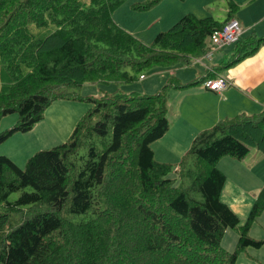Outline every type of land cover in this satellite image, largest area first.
<instances>
[{"label": "trees", "instance_id": "trees-1", "mask_svg": "<svg viewBox=\"0 0 264 264\" xmlns=\"http://www.w3.org/2000/svg\"><path fill=\"white\" fill-rule=\"evenodd\" d=\"M126 1L0 0V123L18 115L0 131V147L32 131L56 101L92 105L68 141L36 153L25 168L0 155V264H238L242 253L264 247L250 234L264 213V188L242 223L222 199L227 176L219 169L224 158L264 153V111L201 131L178 166L157 161L152 149L170 130L168 90L215 78L255 55L264 37H244L215 73L186 85L173 78L155 95L78 96L71 90L86 84L135 83L137 73L204 59L213 33L239 10L230 1L224 22L187 14L148 44L115 22ZM173 172L191 186L177 185ZM231 229L239 238L228 251Z\"/></svg>", "mask_w": 264, "mask_h": 264}, {"label": "crops", "instance_id": "crops-1", "mask_svg": "<svg viewBox=\"0 0 264 264\" xmlns=\"http://www.w3.org/2000/svg\"><path fill=\"white\" fill-rule=\"evenodd\" d=\"M184 1H188V5L174 0L173 5L168 7L166 26H170L186 13L199 17V12L209 13L206 9L222 0ZM232 1L239 6L234 19L243 26L245 37L251 34L264 37V0ZM114 20L123 27L122 23L117 22L115 18ZM225 49L226 47L215 50L210 58L202 59L200 64L204 72L215 73V67L230 58L233 50L226 53ZM221 75L232 78L231 86L222 93L212 92L201 85L198 89H189L186 95L180 96L179 101L171 95L172 105L169 104L168 113L170 130L152 145L157 161L178 166L201 131L212 128L219 120L227 117L264 111V45L255 55L219 71L217 76ZM184 96L187 98L181 99ZM219 169L227 176L222 199L239 215L241 221L245 222L257 196L264 188V153L252 149L242 161L224 158L219 163ZM232 184L235 185L233 189ZM250 234L254 239L264 241V213L253 225ZM227 235L228 231L224 239Z\"/></svg>", "mask_w": 264, "mask_h": 264}, {"label": "rangeland", "instance_id": "rangeland-1", "mask_svg": "<svg viewBox=\"0 0 264 264\" xmlns=\"http://www.w3.org/2000/svg\"><path fill=\"white\" fill-rule=\"evenodd\" d=\"M155 0H127L125 4L114 13V18L117 22L122 23L123 28L129 33L133 34L145 43H152L159 33L165 32L172 28L179 20H175L170 26H166V11L168 7L173 5L174 0H160L151 9L142 10L135 9L138 4H146ZM232 0H222L211 5L207 11L209 13L202 14L199 12L201 18L213 17L218 21L224 22L228 16L229 2ZM180 4H187L188 1L178 0ZM185 2V3H184ZM77 11L74 10L73 14ZM199 17V16H198ZM233 47H226L224 52L230 53ZM202 59L193 61L192 65H179L174 68H157L153 70L143 71L137 73V81L130 84H86L80 89H72L71 92L82 97H101L107 93H114L120 91L128 96L134 95H155L161 92L166 84L171 79L176 78L182 85L189 84L190 81L200 80L204 75V69L200 64ZM132 73L129 69H127ZM144 76V78L142 77ZM6 75L2 65H0V86L5 82ZM204 82V81H203ZM203 82L183 89H171L167 94L169 97V104L171 103V95L175 100H180L181 95H186L189 89H198L203 86ZM178 90V91H177ZM171 92V93H170ZM183 92V93H182ZM190 94V93H189ZM188 94V95H189ZM187 97H182L185 100ZM92 105L87 102L73 101V100H59L53 103L45 112L44 119L39 122L32 131L22 134L14 135L9 141L0 147V155L10 157L20 168H25L29 158L40 151L50 150L56 146L68 141L77 125L78 120L86 114ZM251 115V114H249ZM18 121L17 114H11L2 119L0 123V131H5L11 128ZM220 121V120H219ZM218 121V122H219ZM217 122V123H218ZM216 123V124H217ZM81 155L85 154V150L80 151ZM187 166H191L190 160ZM172 179L178 178L174 172L169 176ZM191 180L178 181L177 185L184 188L191 186ZM232 189L235 186L231 185ZM257 194V193H256ZM20 193L11 195V199H17ZM194 197L201 201V195L193 193ZM77 220H85L87 215L74 216ZM244 223V222H242ZM239 234L236 230H229L226 239H224L223 247L228 251H233L236 247ZM236 239V243H235ZM238 264H264V248L261 250L249 249L247 252L239 256Z\"/></svg>", "mask_w": 264, "mask_h": 264}, {"label": "built area", "instance_id": "built-area-1", "mask_svg": "<svg viewBox=\"0 0 264 264\" xmlns=\"http://www.w3.org/2000/svg\"><path fill=\"white\" fill-rule=\"evenodd\" d=\"M245 37L244 28L237 20L229 21L222 30L216 31L212 35L213 49L206 54L205 58H210L215 50L226 46H233ZM232 78L230 76H218L209 78L203 82L204 88L222 93L231 86Z\"/></svg>", "mask_w": 264, "mask_h": 264}, {"label": "clouds", "instance_id": "clouds-1", "mask_svg": "<svg viewBox=\"0 0 264 264\" xmlns=\"http://www.w3.org/2000/svg\"><path fill=\"white\" fill-rule=\"evenodd\" d=\"M222 76V75H221ZM218 77V76H217ZM207 80V79H206ZM205 81V80H204ZM216 93V92H215Z\"/></svg>", "mask_w": 264, "mask_h": 264}]
</instances>
